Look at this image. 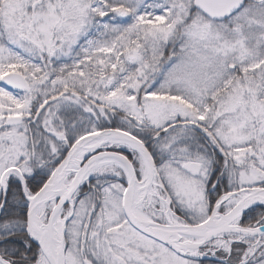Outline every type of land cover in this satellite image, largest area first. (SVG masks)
I'll return each mask as SVG.
<instances>
[{
  "label": "snow or ice",
  "instance_id": "1",
  "mask_svg": "<svg viewBox=\"0 0 264 264\" xmlns=\"http://www.w3.org/2000/svg\"><path fill=\"white\" fill-rule=\"evenodd\" d=\"M0 264H264V0H0Z\"/></svg>",
  "mask_w": 264,
  "mask_h": 264
}]
</instances>
